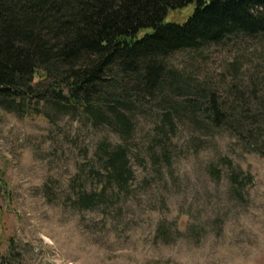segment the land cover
I'll return each instance as SVG.
<instances>
[{"label":"rangeland","instance_id":"374dc122","mask_svg":"<svg viewBox=\"0 0 264 264\" xmlns=\"http://www.w3.org/2000/svg\"><path fill=\"white\" fill-rule=\"evenodd\" d=\"M193 9L166 20L184 23ZM167 64L174 85L129 113L127 141L82 113L49 121L0 109V251L17 252L13 264H264V154L198 108L212 93L232 99L233 85H262L264 35ZM104 139L128 148L134 173L87 209Z\"/></svg>","mask_w":264,"mask_h":264},{"label":"trees","instance_id":"16d2710c","mask_svg":"<svg viewBox=\"0 0 264 264\" xmlns=\"http://www.w3.org/2000/svg\"><path fill=\"white\" fill-rule=\"evenodd\" d=\"M192 5L186 22L166 20ZM262 35L264 0H0V109L49 121L82 113L127 141L129 113L174 85L171 55ZM260 80L250 92L233 85L232 99L212 93L198 108L213 128L264 154V73ZM93 161L100 184L80 198L87 209L110 189L126 190L134 173L128 148L108 139ZM17 256L0 251V264Z\"/></svg>","mask_w":264,"mask_h":264}]
</instances>
